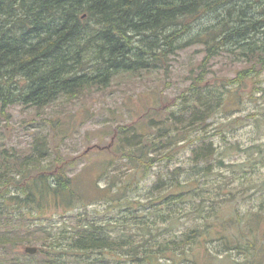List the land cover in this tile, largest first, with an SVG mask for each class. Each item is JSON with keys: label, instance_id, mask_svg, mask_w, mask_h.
I'll use <instances>...</instances> for the list:
<instances>
[{"label": "trees", "instance_id": "trees-1", "mask_svg": "<svg viewBox=\"0 0 264 264\" xmlns=\"http://www.w3.org/2000/svg\"><path fill=\"white\" fill-rule=\"evenodd\" d=\"M195 44H204L207 54L191 90L201 94L199 101L206 105L216 98L212 90H207L213 94L208 97L202 92L205 67L214 57L225 51L234 62L251 66V71L238 73L234 80L239 83L253 72L256 75L254 68L264 66V0H0V109L16 104L41 109L88 90H106L118 76H142L163 65L167 69L170 57ZM154 109L151 120L164 110ZM183 109L190 112L185 124L204 126L205 109L199 111L189 102ZM158 135L165 136L160 131ZM150 136L151 132L133 133L134 147L123 153L132 172L124 187L102 188L100 180L109 177L111 168L109 160L102 163L91 180L102 192L99 196L81 190V180L69 173L65 162L69 160L60 153L53 161L42 160L40 156H48L47 149L39 146L18 159L3 158L0 245H8L13 252L16 245H41L34 255L20 253L24 260L14 252L5 264H112L123 258L125 248L130 259L161 264L170 262L168 250L174 256L187 254L203 242L217 243L218 253H211L216 263L227 259L228 264H247L264 254L261 222L246 215L248 210L235 213L232 202L237 191L228 182L208 178L215 167L212 160L224 167L225 159L211 158L210 149L196 147L191 170L183 164L150 175L158 162L174 154L172 150L157 156L159 143ZM180 136L171 130L167 141L175 145ZM149 176L153 181L146 192L140 183ZM258 185L246 178L237 188L248 191L251 186L256 191ZM133 192L142 196L133 197ZM100 200L124 206L127 225H136L139 231L115 237L108 230L115 222L92 219L86 209L73 229L54 231L50 206L68 212ZM140 208L147 212L141 213ZM249 212L264 215V203ZM180 222L188 228L179 231ZM121 227H126L122 219ZM45 233L48 242L44 244Z\"/></svg>", "mask_w": 264, "mask_h": 264}, {"label": "rangeland", "instance_id": "rangeland-1", "mask_svg": "<svg viewBox=\"0 0 264 264\" xmlns=\"http://www.w3.org/2000/svg\"><path fill=\"white\" fill-rule=\"evenodd\" d=\"M205 47L204 44H195L179 51L169 58L167 69L163 65L142 76H118L106 90H88L80 97L61 98L41 109L21 104L3 111L0 109V161L5 157L18 159L27 153L36 152L35 148L41 146L47 149L48 155L40 156L42 160L53 161L60 153L69 160L65 161L69 165V173L75 174L78 181L81 180V190L87 195L90 192L99 196L102 192L96 186L93 187L91 180L99 173L102 163L109 160L111 164L109 177L100 180L102 188L108 185L111 190L121 185L124 187L132 172L123 153L134 147L131 137L135 131L145 134L151 132V140L159 143L157 156H164L173 150L175 157L171 152V159L163 158L150 170V175L156 171L165 173L183 164L191 170L194 148L210 149L213 152L211 158L223 157L226 162V166L222 167L217 160H212L215 167L208 174L210 182L216 179L228 182L229 188L237 191L232 202L235 213L248 210L246 215L259 220L261 233L264 232V215L256 216L249 212L264 203V66L254 68L256 75L253 72L252 76L239 83L234 80L238 73L251 71V66L234 62L233 57L226 56L225 51L224 55L214 57L205 67L202 92L208 97L213 94L207 90H212L216 98L211 101V105H201V94H194L191 86L193 79L203 71V60L207 54ZM185 102L195 105L199 111L206 110L208 118L203 127L184 123L187 118L190 120V112L183 109ZM154 108L164 109L160 115H156L157 120L150 118L155 112ZM174 117L178 120L176 125ZM118 126L132 127L118 130ZM171 130L181 134L175 145L167 141ZM159 131L165 136L160 137ZM202 135L206 137L202 138ZM201 139H205L204 144ZM113 158L115 162L112 163ZM246 178L258 183L261 186L259 190L254 191L251 186L248 191H243V186L237 188ZM109 181L112 183L109 184ZM113 181L117 182L116 185ZM152 181V176H149L139 182L141 190L147 192ZM86 194L82 195L85 202L88 200ZM161 194L160 191L155 196ZM132 195L136 197L141 194L133 192ZM123 207L116 201L100 200L89 207L83 206L68 212L52 205L49 214H53L55 232L60 229L68 231L77 224L79 214L85 215L86 209L92 219L115 222L108 230L115 237H124L139 231V228L127 225V212ZM140 211L147 212L143 208ZM121 219L126 227L120 228ZM247 220L250 221L249 217ZM243 221L247 229V223ZM160 227H165V224ZM187 228L186 222H180L177 229L184 231ZM47 238L45 233L44 244L48 242ZM29 245L41 246L40 243ZM6 246L0 245V264H5V260L12 258L14 252L24 260V255L20 253H25L26 245H16L14 252ZM218 249L217 243L203 242L202 246L195 247L193 252L187 254L174 256L168 250L166 256L171 260H162L161 264H228L227 259L216 263L217 257L211 253L217 254ZM121 254L123 258L112 261V264H142L128 258L131 254L126 248ZM173 257L179 262L176 263ZM254 259H250L247 264H264V261L259 262L264 259V254Z\"/></svg>", "mask_w": 264, "mask_h": 264}, {"label": "water", "instance_id": "water-1", "mask_svg": "<svg viewBox=\"0 0 264 264\" xmlns=\"http://www.w3.org/2000/svg\"><path fill=\"white\" fill-rule=\"evenodd\" d=\"M24 251L29 254H36L39 251V248L38 246L27 245L25 246Z\"/></svg>", "mask_w": 264, "mask_h": 264}]
</instances>
